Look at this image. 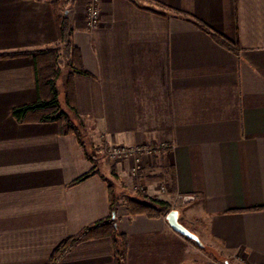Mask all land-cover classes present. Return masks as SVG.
<instances>
[{"label": "crops", "instance_id": "1", "mask_svg": "<svg viewBox=\"0 0 264 264\" xmlns=\"http://www.w3.org/2000/svg\"><path fill=\"white\" fill-rule=\"evenodd\" d=\"M53 1L0 0V53L58 47ZM87 2L68 10L87 72L73 75L84 147L54 121L13 117L37 100L34 63L0 57V264H48L64 239L110 215L108 182L119 203L135 196L125 187L134 157L90 152L112 145L154 148L138 184L167 202L195 195L176 210L204 245L165 217L118 207L126 264H264V0H100L93 28ZM55 264H114L113 241L79 242Z\"/></svg>", "mask_w": 264, "mask_h": 264}, {"label": "trees", "instance_id": "2", "mask_svg": "<svg viewBox=\"0 0 264 264\" xmlns=\"http://www.w3.org/2000/svg\"><path fill=\"white\" fill-rule=\"evenodd\" d=\"M73 2L74 0H54L52 2L58 43L64 51L67 61L66 67L68 69L64 84L65 109L59 103L56 87V82L60 77L57 47L34 51L0 53V57L30 55L34 63L37 100L33 104L15 108L12 112L13 117L18 121H54L58 126L59 134L74 135L78 143L84 147V136L79 125L69 117V113H72L76 119L80 118L75 104L73 75L76 73L87 74L82 65L80 49L75 45L73 40V26L68 15V10ZM203 27L210 32L216 42L237 53L238 48L235 42L222 34L211 31L207 26ZM92 173L93 168L90 172L75 179L72 184L83 181ZM107 186L110 215L85 227L76 235L64 239L52 252L48 264L57 263L66 252L79 242L100 237H111L114 247V264H126L127 239L116 227L119 201L115 194L113 183L108 182ZM149 200L151 201L150 203L130 198L126 205L128 215H145L150 218H160L166 217L172 210L167 201L158 198H150ZM186 239L198 246L194 241Z\"/></svg>", "mask_w": 264, "mask_h": 264}, {"label": "rangeland", "instance_id": "3", "mask_svg": "<svg viewBox=\"0 0 264 264\" xmlns=\"http://www.w3.org/2000/svg\"><path fill=\"white\" fill-rule=\"evenodd\" d=\"M57 56H58V66H59V70H60V77H59V79L56 82V87H57V91H58V100L60 101V104L64 105L63 85L65 84V80H66V77H67L68 69L66 67V62L67 61L65 59L64 51H63L61 45H59L57 47ZM64 74H66V75H64ZM69 117L77 125H79V128H80V130H81V132H82V134L84 136V143L86 144L87 141H86L85 137H86L87 132H88V130H87L88 122L85 119L81 118V117L76 119L73 116L72 113H69ZM99 149L93 146V148L91 150L90 149H88V150H90V152H92V155L95 156V157L99 156V157H101L103 159L106 158L107 157L106 152H105V155H104V153L99 152ZM107 159L109 161H111L108 157H107ZM140 160H141V158H140ZM141 170H143L142 167L140 168V171ZM137 179H138V175L136 177H132V182L129 184V186H125V187L129 188V190H131L135 194V196L133 198H136V199H139V200H142V201L150 203L151 201L149 199L150 198H154L153 195H149L148 191H147V188L144 185L138 184V180ZM157 183H158V187H159V190H160V194H164L165 192L163 190H161V189H162V187H164V189L166 191V182L164 180L158 179ZM144 196H147V197H144ZM130 198L131 197L124 198L123 200H121L120 203H118V207H119V210H120L121 213H122V211L127 212L126 205H127V203H128ZM168 202H169L170 207L172 209H177V208L185 205V204H180L179 202H177L176 196L170 198V200Z\"/></svg>", "mask_w": 264, "mask_h": 264}, {"label": "built area", "instance_id": "4", "mask_svg": "<svg viewBox=\"0 0 264 264\" xmlns=\"http://www.w3.org/2000/svg\"><path fill=\"white\" fill-rule=\"evenodd\" d=\"M99 2L100 0H88L86 5V19L87 26L89 28L95 27L100 20L99 12ZM154 148L150 146H132L126 147L122 145H112L105 148L107 157L111 161H123L130 157H134V165L131 169L132 177H136L139 174L141 168V155H149ZM165 192L164 187L162 189ZM177 202L180 204H188L196 199L193 194H179L176 196Z\"/></svg>", "mask_w": 264, "mask_h": 264}, {"label": "water", "instance_id": "5", "mask_svg": "<svg viewBox=\"0 0 264 264\" xmlns=\"http://www.w3.org/2000/svg\"><path fill=\"white\" fill-rule=\"evenodd\" d=\"M166 221L168 222L169 226L177 233L182 235L185 238H188L194 241L200 248H204L203 243L201 242L200 238L186 228L183 224L179 221V211L176 209H172L165 217Z\"/></svg>", "mask_w": 264, "mask_h": 264}]
</instances>
